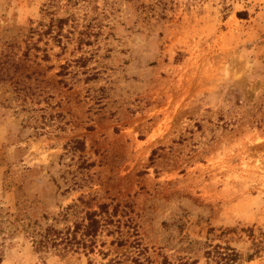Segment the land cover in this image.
I'll use <instances>...</instances> for the list:
<instances>
[{
    "label": "rangeland",
    "instance_id": "1",
    "mask_svg": "<svg viewBox=\"0 0 264 264\" xmlns=\"http://www.w3.org/2000/svg\"><path fill=\"white\" fill-rule=\"evenodd\" d=\"M0 218V264H264V0H0Z\"/></svg>",
    "mask_w": 264,
    "mask_h": 264
},
{
    "label": "trees",
    "instance_id": "2",
    "mask_svg": "<svg viewBox=\"0 0 264 264\" xmlns=\"http://www.w3.org/2000/svg\"><path fill=\"white\" fill-rule=\"evenodd\" d=\"M105 215L106 219H103ZM114 215L109 214L107 211L106 205L101 206L99 212L90 211L85 215V223L81 227H77L72 233L67 231L61 237V234L55 231L56 229L53 226H47L41 231L32 234L33 245L37 252H47L48 249L52 247H57L58 240L61 243H64L63 251H66L67 248H70L74 245L82 246L83 248L87 247L86 242L90 244L93 243L94 239L97 237L98 233L101 231L102 227L105 225H110L112 223V217ZM2 220L0 218V232L2 229ZM81 230V237L77 240V233ZM251 233V232H250ZM261 236L258 239H255L253 234H250L252 237V249L253 253L248 256V260L255 257L257 254L264 252V232L260 233ZM203 257L213 264H239L240 255L235 249L230 247H224L212 244H205V250L203 252ZM0 261H1V250H0ZM162 264H170L166 257L163 258ZM177 264H194L193 262L189 263V259H178Z\"/></svg>",
    "mask_w": 264,
    "mask_h": 264
}]
</instances>
